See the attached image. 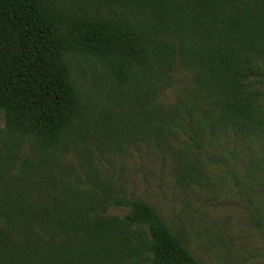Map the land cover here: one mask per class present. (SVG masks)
Segmentation results:
<instances>
[{
    "label": "trees",
    "instance_id": "obj_1",
    "mask_svg": "<svg viewBox=\"0 0 264 264\" xmlns=\"http://www.w3.org/2000/svg\"><path fill=\"white\" fill-rule=\"evenodd\" d=\"M0 116V264H201L95 157L264 148V0H0Z\"/></svg>",
    "mask_w": 264,
    "mask_h": 264
},
{
    "label": "rangeland",
    "instance_id": "obj_2",
    "mask_svg": "<svg viewBox=\"0 0 264 264\" xmlns=\"http://www.w3.org/2000/svg\"><path fill=\"white\" fill-rule=\"evenodd\" d=\"M227 140L191 181L180 178V163L167 149L129 143L96 153L95 160L127 193L153 204L201 264H264V220L253 216L264 215V183L250 167L264 148ZM125 210L110 205L107 212L121 216Z\"/></svg>",
    "mask_w": 264,
    "mask_h": 264
}]
</instances>
